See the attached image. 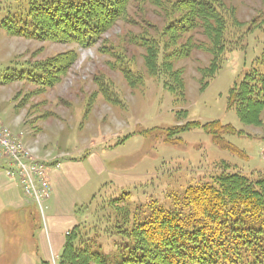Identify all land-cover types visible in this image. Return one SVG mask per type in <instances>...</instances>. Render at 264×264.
Listing matches in <instances>:
<instances>
[{"label": "rangeland", "instance_id": "rangeland-1", "mask_svg": "<svg viewBox=\"0 0 264 264\" xmlns=\"http://www.w3.org/2000/svg\"><path fill=\"white\" fill-rule=\"evenodd\" d=\"M152 1L130 0L126 19L114 23L94 46L86 49L11 37L0 30V70L14 64L61 59L75 52L53 87L40 90L21 81L0 86V127L15 137L21 136L23 150L34 157L62 158L58 160L62 172L67 163L83 171L86 181L76 189V223L83 220L84 207L90 203L94 206L106 196L119 198L127 194L122 203L132 219L140 220L157 209H181L175 198L187 186L212 183V177L222 171L248 177L264 174V111L260 125H244L226 104L229 88L244 73L257 67L264 71L263 65H258L264 53V0H221L241 25L255 19L258 27L248 35L244 49L226 56L221 70L203 91L199 89L198 69L206 68L212 59L201 49L209 47L208 41L200 30L179 38L177 43L190 39L194 43L186 58L173 61L174 69L182 72L183 102L170 94L161 80L147 74L146 51L135 44V37L155 36L165 30L166 16ZM163 1L168 5L169 0ZM170 36L166 33L165 41L170 42ZM128 62L143 77L135 88L119 71ZM99 81L117 93L118 105H110L101 97ZM194 121H219L230 125L234 133L223 134L217 142L200 128L171 132L175 126ZM50 199L43 217L34 205L43 219L49 213ZM96 222L90 220L87 224L93 226ZM31 224L34 231L30 235L3 243L0 264H28L26 258L36 264H58L59 255L46 262L39 238L43 221ZM102 240V253L106 255L113 254L123 238L111 234Z\"/></svg>", "mask_w": 264, "mask_h": 264}, {"label": "trees", "instance_id": "trees-1", "mask_svg": "<svg viewBox=\"0 0 264 264\" xmlns=\"http://www.w3.org/2000/svg\"><path fill=\"white\" fill-rule=\"evenodd\" d=\"M150 1V0H149ZM158 1L161 3L157 4ZM153 0L166 16L165 30L157 35L135 37L145 49L147 74L162 81L163 87L179 101H185L181 70L173 61L186 58L194 47L190 40L177 43L185 34L200 30L209 47L202 50L212 59L198 69L200 91L205 90L221 70L226 56L245 48L248 35L258 27L253 19L241 25L221 0ZM130 0H21L0 1V30L11 37L94 46L117 21L125 20ZM164 6H166L164 8ZM169 33L170 42L165 41ZM75 52L32 65L14 64L0 70V86L21 81L38 89L53 87L74 59ZM119 71L130 87L143 77L129 66ZM128 65V66H127ZM264 67V53L258 60ZM99 94L110 105H118L117 93L98 82ZM226 104L244 125H260L264 111V71L252 68L228 90ZM202 129L217 142L233 134L230 125L219 121L189 122L171 132ZM122 197L88 204L82 221L64 235L58 264H264V174L248 177L240 172L222 171L212 183L187 186L175 201L176 211L154 210L142 219L131 218ZM102 225H90L87 221ZM130 221H133L131 223ZM96 222V223H97ZM102 226V228H101ZM123 238L115 252L102 253V237ZM110 255V256H109ZM45 264V263H43Z\"/></svg>", "mask_w": 264, "mask_h": 264}, {"label": "crops", "instance_id": "crops-1", "mask_svg": "<svg viewBox=\"0 0 264 264\" xmlns=\"http://www.w3.org/2000/svg\"><path fill=\"white\" fill-rule=\"evenodd\" d=\"M63 165V172L61 169L50 170L49 172L52 186L51 203L48 205L49 213L43 219L37 215L36 206L26 201L19 185L6 176L4 172L6 161L0 158V247L7 240L10 242L9 239L11 238L13 241H17L22 238V235H30L34 231L32 221H43L45 226L44 229L41 228L39 238L40 241L42 240L46 262L52 256L60 255L64 235L77 224L74 216L75 207L78 203L76 189L86 181L81 169L77 171L72 168L73 163ZM75 178H78V183ZM6 230L7 235H5ZM10 235L12 237H9ZM5 236L9 238L6 239ZM26 260L28 264H36L32 259L26 258Z\"/></svg>", "mask_w": 264, "mask_h": 264}, {"label": "built area", "instance_id": "built-area-1", "mask_svg": "<svg viewBox=\"0 0 264 264\" xmlns=\"http://www.w3.org/2000/svg\"><path fill=\"white\" fill-rule=\"evenodd\" d=\"M22 137H15L7 129L0 127V158L5 159L6 176L15 181L27 202L36 205L43 217L45 205L52 195L50 170L59 169L60 158L34 157L23 150Z\"/></svg>", "mask_w": 264, "mask_h": 264}]
</instances>
